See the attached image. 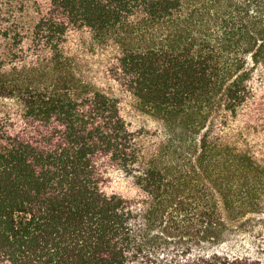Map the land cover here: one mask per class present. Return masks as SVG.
Wrapping results in <instances>:
<instances>
[{"label": "trees", "instance_id": "1", "mask_svg": "<svg viewBox=\"0 0 264 264\" xmlns=\"http://www.w3.org/2000/svg\"><path fill=\"white\" fill-rule=\"evenodd\" d=\"M0 264H264V0H0Z\"/></svg>", "mask_w": 264, "mask_h": 264}]
</instances>
